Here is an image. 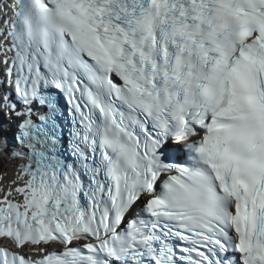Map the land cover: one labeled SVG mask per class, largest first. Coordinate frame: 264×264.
Masks as SVG:
<instances>
[{
	"label": "snow or ice",
	"instance_id": "snow-or-ice-1",
	"mask_svg": "<svg viewBox=\"0 0 264 264\" xmlns=\"http://www.w3.org/2000/svg\"><path fill=\"white\" fill-rule=\"evenodd\" d=\"M0 153V264H264V0H0Z\"/></svg>",
	"mask_w": 264,
	"mask_h": 264
},
{
	"label": "bare ground",
	"instance_id": "bare-ground-1",
	"mask_svg": "<svg viewBox=\"0 0 264 264\" xmlns=\"http://www.w3.org/2000/svg\"><path fill=\"white\" fill-rule=\"evenodd\" d=\"M12 165H14L12 162L4 163L3 165L1 164L0 168L3 170L0 171V173H2V179L0 180V186H7L8 181L14 178L15 171Z\"/></svg>",
	"mask_w": 264,
	"mask_h": 264
},
{
	"label": "rangeland",
	"instance_id": "rangeland-1",
	"mask_svg": "<svg viewBox=\"0 0 264 264\" xmlns=\"http://www.w3.org/2000/svg\"><path fill=\"white\" fill-rule=\"evenodd\" d=\"M0 164H3V162H2V161H0Z\"/></svg>",
	"mask_w": 264,
	"mask_h": 264
}]
</instances>
